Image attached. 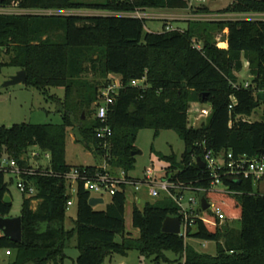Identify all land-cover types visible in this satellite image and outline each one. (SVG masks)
I'll return each instance as SVG.
<instances>
[{"label": "trees", "instance_id": "trees-1", "mask_svg": "<svg viewBox=\"0 0 264 264\" xmlns=\"http://www.w3.org/2000/svg\"><path fill=\"white\" fill-rule=\"evenodd\" d=\"M14 5L21 10H91L110 15H0V68L25 71V85L43 94L51 88L64 90L63 101L54 100L60 124L0 126V160L12 158L26 167L27 154L36 148L49 154L52 173L22 177L34 185L36 194L23 200L21 241L13 243L0 233V249L15 252L12 264H62L72 239L79 251L77 264H101L113 254L126 256L130 251L153 258L156 264H264V195L253 193L251 179H241L239 184L223 179L229 193L201 195L216 204L226 218L223 225L197 220L188 230L187 239L215 242V255H208L197 252L182 237L162 233L164 220L178 216L177 206L168 198L155 205L145 204L142 211L134 203L131 224L139 235L124 236V187L97 209L89 206L92 196L79 181L72 206L75 220L73 227L66 229L70 184L64 178L72 168L89 177L102 172L95 166L67 164L68 130L73 131L76 144L105 160L112 171L121 169L128 175L134 168L133 154H139L135 147L138 131L150 129L157 136L163 130H173L183 141L184 151L180 162L174 155L161 157L168 164L165 178L192 188L209 186L208 172L196 162L197 158L202 161L206 151L230 153L235 159L264 158V21L189 22L183 31L149 33L143 19L122 14L145 9L186 10L188 1L104 0L88 4L0 0V6ZM195 12L211 10L200 7ZM218 12L264 14V0H235ZM224 31L226 49L217 47L215 37ZM244 61L251 77L246 88L236 75ZM88 71L98 73L105 82L82 80ZM108 75L117 76L122 88L107 109L106 125L112 136L106 155L95 136L101 124L88 118L95 112L91 106L100 100V90L109 83ZM140 80H144L142 86H130ZM191 102L211 109L206 122L196 129L188 127ZM260 108L262 113L251 120ZM5 175L0 172L2 218L11 210V203L3 201L9 194ZM235 220L238 229L227 225ZM117 236L121 237L119 243ZM166 253L176 259L170 261Z\"/></svg>", "mask_w": 264, "mask_h": 264}, {"label": "rangeland", "instance_id": "rangeland-1", "mask_svg": "<svg viewBox=\"0 0 264 264\" xmlns=\"http://www.w3.org/2000/svg\"><path fill=\"white\" fill-rule=\"evenodd\" d=\"M190 8L186 10L180 9H145L143 11H137L133 16H142L145 23V31L149 33H161L163 30H180L183 31L187 28L189 22H222V21H237L239 14H223L219 13L220 9L226 8L235 0H187ZM74 2H84L88 4H100L104 0H74ZM200 7H208L211 12L209 13H197L195 10ZM34 13L43 15H110L107 12L91 11V10H79V11H34ZM161 15H164L163 17ZM126 16V15H125ZM131 16V15H127ZM241 19V17H240ZM245 20H257L255 16L243 17ZM264 19V17H262ZM226 31L223 33L215 34L217 47L223 45L225 48L226 43L222 40L225 37ZM7 62L8 58L4 57ZM87 69L90 64H86ZM19 70L9 66H3L0 68V126L10 128L14 124L28 123L36 125L44 124H60L61 116L57 112L56 103L54 100L59 99L63 101L64 90L60 88L48 89L46 94L37 91L26 85H15L4 87V84L13 76L17 74ZM238 82H250L251 77L248 73V66L246 61L243 62V69L237 73ZM111 75H108L106 80L109 81ZM82 80L90 81L94 83L103 84L105 81L98 75L92 72L84 73L81 77ZM52 99H51V98ZM201 108L209 109L208 105H200L197 102H191L188 109V127L194 129L199 128L206 122V118L199 115ZM91 109H95L94 105ZM262 113L260 108L251 120H255L257 115ZM94 115V114H93ZM93 115H90L88 119H94ZM135 147L139 154L135 155L134 168L129 172V176L134 179L142 180L144 172L147 169H152L154 180L158 183L162 178L166 176V168L168 164L162 160V156L174 155L177 162L181 161V157L184 151V143L178 137L173 130H163L157 136L150 129H141L138 131L135 141ZM38 163L43 166H47L48 160L44 158L42 153H39ZM34 159H31L30 164L35 165ZM66 162L71 166H95L99 168L103 165V160L95 157L94 154L84 149L81 145L74 142V134L72 130H68L67 145H66ZM5 182L11 198V210L9 218H16L21 216L23 200L29 196L21 193L16 184L18 178L12 174L5 175ZM216 190L223 192V187H218ZM252 190L254 194L264 195V178L252 181ZM160 196L153 198L148 193V188L145 185L140 187V190L135 194L129 191L125 192V223H124V236L131 234L132 237L137 238L139 231L132 227L131 224V212L135 204L137 208L142 211L145 204L155 205L162 199L166 198L165 193L158 190ZM92 197L95 194H91ZM189 195H184V204L186 203ZM140 200V202H138ZM109 201L108 197H105V204ZM36 204H33V207ZM105 205H100L97 209H102ZM65 227L70 229L73 227V220H75L76 210L74 207H70L66 213ZM228 226L233 229L239 228L238 221H229ZM121 237H116V242H120ZM186 243L192 246L197 252L215 255L216 244L215 242H206L195 239H187ZM11 255H6L5 249H0V264H12L15 260V252L10 251ZM65 258L62 264H77L76 258L79 251L76 248L75 239H72L67 245L65 251ZM166 257L170 261H174L176 256L171 253H166ZM53 264V263H48ZM101 264H156L153 262V258L148 259L140 256L137 251H130L126 256L119 254H113L111 257L105 258ZM159 264H177L173 262H160Z\"/></svg>", "mask_w": 264, "mask_h": 264}, {"label": "built area", "instance_id": "built-area-1", "mask_svg": "<svg viewBox=\"0 0 264 264\" xmlns=\"http://www.w3.org/2000/svg\"><path fill=\"white\" fill-rule=\"evenodd\" d=\"M36 10H21L16 5L10 7L0 6V15H24V14H37L34 13ZM136 13V12H134ZM131 13L130 17L143 19L142 16H133ZM133 14V15H132ZM43 15V14H40ZM128 15V14H122ZM238 16L240 20V14ZM243 19V18H241ZM263 20L264 19H257ZM218 46V45H217ZM199 48V45H196ZM227 48V45H226ZM225 48V49H226ZM109 83L106 87L100 90V100L94 104L95 112L94 118L99 121L101 126L96 129L95 136L101 141V147L105 151L106 155L111 147L110 138L112 136L111 129L106 125V115L108 105L112 103L114 97L118 94V91L122 88L120 79L117 76L111 75ZM144 80L132 81L131 87H139L143 85ZM249 82H244L243 87H248ZM231 108V106H230ZM211 109L201 108L199 115L207 118L210 115ZM39 153H42L44 158L48 160L47 166L40 165L38 163ZM31 159L36 160L35 165L30 164ZM50 156L48 153L41 152L36 148H33L27 154L28 165L21 167L18 163L8 157H3L0 160V172L5 174H12L18 178L16 184L17 189L27 195L33 196L36 194V188L30 182L24 181L23 176H51V170L49 167ZM202 162L204 168L210 177L209 186L206 188H192L182 183H175L167 178H162L158 183L155 182L152 169H147L144 172L142 180L134 179L123 170H111V168L103 160V165L99 167L101 169L100 174H96L93 177L87 176L85 173L80 172L76 168H72L64 178L70 184V199L67 202V208L73 206L74 195L76 192V184L79 181L83 182V189L88 191L90 194H95L94 197L102 198L105 202V197L113 196L117 190L121 187L125 188V192L129 191L135 194L140 190L142 185L148 188V193L153 198L160 196L158 190L165 193L166 198L171 199L177 206L178 218L180 219V232L177 236L182 237L185 241L187 240L188 230L193 228L197 220H203L208 223L223 225L226 222V218L222 213L221 209L207 200L209 207L205 211H201L200 198L202 194L210 192H221L216 190L218 187H223V192L229 193L228 187L223 183V179L228 180H259L264 178V158L255 157L248 159L245 156L239 158H233L228 154H215L212 151H206L203 154ZM112 171V172H111ZM184 195H189L186 203L184 204ZM136 200H134V203ZM140 202V200H138ZM6 255H11L9 251H6Z\"/></svg>", "mask_w": 264, "mask_h": 264}, {"label": "water", "instance_id": "water-1", "mask_svg": "<svg viewBox=\"0 0 264 264\" xmlns=\"http://www.w3.org/2000/svg\"><path fill=\"white\" fill-rule=\"evenodd\" d=\"M25 85L26 84V72L20 70L17 74L11 77L5 84L4 87L15 86V85ZM84 118V116H83ZM264 120V117H261ZM137 153L133 154V156ZM197 165L203 169L204 164L200 158L196 160ZM237 184L240 183L239 180L235 181ZM5 204L11 203V198L8 193L5 194L3 199ZM90 207L95 208L97 206L103 205L104 200L98 197H91L88 201ZM201 211L208 209L209 204L204 197L200 198ZM180 232V219L178 217H167L162 225V233L170 235H178ZM0 233L2 236L8 238L13 243H19L21 241V217L16 218H2L0 217Z\"/></svg>", "mask_w": 264, "mask_h": 264}, {"label": "crops", "instance_id": "crops-1", "mask_svg": "<svg viewBox=\"0 0 264 264\" xmlns=\"http://www.w3.org/2000/svg\"><path fill=\"white\" fill-rule=\"evenodd\" d=\"M162 17L164 16V15H161ZM248 16H255L256 17V19H262V17H264V14H240V17L241 18H243V17H248ZM164 18V17H163ZM225 48H226V46H225ZM224 48V49H225ZM6 254V253H5Z\"/></svg>", "mask_w": 264, "mask_h": 264}, {"label": "bare ground", "instance_id": "bare-ground-1", "mask_svg": "<svg viewBox=\"0 0 264 264\" xmlns=\"http://www.w3.org/2000/svg\"><path fill=\"white\" fill-rule=\"evenodd\" d=\"M222 47H223V45H222Z\"/></svg>", "mask_w": 264, "mask_h": 264}]
</instances>
